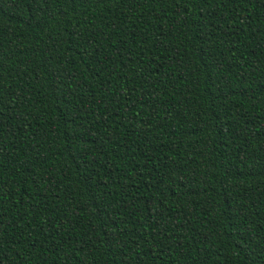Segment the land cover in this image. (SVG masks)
Here are the masks:
<instances>
[{"label":"trees","instance_id":"1","mask_svg":"<svg viewBox=\"0 0 264 264\" xmlns=\"http://www.w3.org/2000/svg\"><path fill=\"white\" fill-rule=\"evenodd\" d=\"M0 264H264V0H0Z\"/></svg>","mask_w":264,"mask_h":264}]
</instances>
